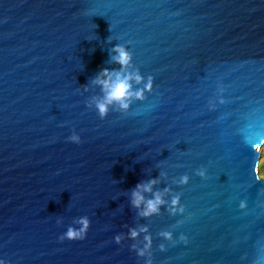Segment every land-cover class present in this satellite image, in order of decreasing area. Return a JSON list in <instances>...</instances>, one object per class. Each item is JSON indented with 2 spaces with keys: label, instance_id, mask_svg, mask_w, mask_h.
Instances as JSON below:
<instances>
[{
  "label": "water",
  "instance_id": "95a60500",
  "mask_svg": "<svg viewBox=\"0 0 264 264\" xmlns=\"http://www.w3.org/2000/svg\"><path fill=\"white\" fill-rule=\"evenodd\" d=\"M116 43L153 89L102 120L86 101L101 94L96 73L120 67ZM262 140L264 0H0V255L13 264H143L132 241L113 240L140 225L153 264H253L264 258V181L252 171ZM150 178L184 214H137L130 191ZM81 216L86 237L59 240ZM166 228L187 244L162 241Z\"/></svg>",
  "mask_w": 264,
  "mask_h": 264
},
{
  "label": "clouds",
  "instance_id": "9594fccd",
  "mask_svg": "<svg viewBox=\"0 0 264 264\" xmlns=\"http://www.w3.org/2000/svg\"><path fill=\"white\" fill-rule=\"evenodd\" d=\"M110 59L112 63L118 64L119 68H101L92 78L91 84L100 87V95L92 96L86 101L88 107H94L96 114L100 119H104L110 110L127 113L134 100H144L145 93L151 92L153 89L154 78L151 74L145 76L138 68H134L132 64V53L124 44L116 43L110 49ZM140 85V87H134ZM85 92L88 91V84L82 85ZM223 90L222 88L220 89ZM223 102V98H220ZM66 139L72 143L79 144L81 136L73 129L70 131ZM264 140L258 145H253V148L262 153L260 160L253 166L252 171L256 180L264 181ZM202 178L206 176V171L200 169L197 172ZM163 175V173H161ZM189 177L185 174L180 177L178 181L181 184H187ZM158 182L157 178H150L147 181L137 182L130 191L129 203L132 207L137 209V214L141 217H150L157 215L161 211V206L167 205V210L172 215L184 214L185 209L181 203L179 194H173L170 201H166L164 196L170 191L165 188L163 191L153 192V185ZM151 192V197H146L144 193ZM264 206V202H261ZM240 210L248 208L247 199H240L238 203ZM181 221H177L180 223ZM57 224L61 223L60 218L56 220ZM91 221L87 216H81L72 224H69L66 229L59 235L58 239L67 240H82L86 237ZM157 235L162 238V241L175 243L177 240L187 244V236L181 232L178 236H174L173 231L169 229L160 230ZM142 236V239H141ZM113 240L117 245L123 241H132L129 244L130 250L134 251L137 257L143 258V264H153V236L147 225H140L138 227H128L127 233L119 232L113 236ZM160 251L166 250L164 242L159 243ZM264 250V245L261 246ZM0 264H13V262L0 255ZM253 264H264V258H258L253 261Z\"/></svg>",
  "mask_w": 264,
  "mask_h": 264
},
{
  "label": "rangeland",
  "instance_id": "374dc122",
  "mask_svg": "<svg viewBox=\"0 0 264 264\" xmlns=\"http://www.w3.org/2000/svg\"><path fill=\"white\" fill-rule=\"evenodd\" d=\"M262 147H264V146H262ZM261 155H262V153L260 152V157H261ZM261 167H264V163L261 164Z\"/></svg>",
  "mask_w": 264,
  "mask_h": 264
}]
</instances>
